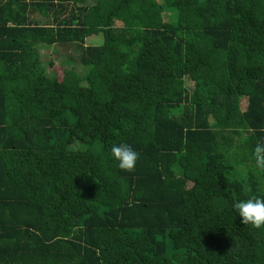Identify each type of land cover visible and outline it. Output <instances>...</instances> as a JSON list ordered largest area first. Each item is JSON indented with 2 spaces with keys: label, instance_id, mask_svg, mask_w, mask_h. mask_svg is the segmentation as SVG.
Returning <instances> with one entry per match:
<instances>
[{
  "label": "trees",
  "instance_id": "obj_1",
  "mask_svg": "<svg viewBox=\"0 0 264 264\" xmlns=\"http://www.w3.org/2000/svg\"><path fill=\"white\" fill-rule=\"evenodd\" d=\"M257 143L264 0H0V264H264Z\"/></svg>",
  "mask_w": 264,
  "mask_h": 264
},
{
  "label": "clouds",
  "instance_id": "obj_2",
  "mask_svg": "<svg viewBox=\"0 0 264 264\" xmlns=\"http://www.w3.org/2000/svg\"><path fill=\"white\" fill-rule=\"evenodd\" d=\"M111 155L118 163V167L126 172L135 170L139 154L127 143L113 145ZM256 169L264 172V143H257L253 153ZM234 209L244 225L255 229H264V198L251 196L246 200L235 202Z\"/></svg>",
  "mask_w": 264,
  "mask_h": 264
},
{
  "label": "rangeland",
  "instance_id": "obj_3",
  "mask_svg": "<svg viewBox=\"0 0 264 264\" xmlns=\"http://www.w3.org/2000/svg\"><path fill=\"white\" fill-rule=\"evenodd\" d=\"M114 24L119 25V23H114ZM165 28L171 33H173L172 29L169 28L167 25L165 26ZM100 42H101L100 34L99 33L92 34L90 32L89 35L87 34V36L84 39V46L97 45ZM78 54H79V49L72 48L71 46L62 47L61 45H52L50 47H44L41 49L42 59L47 61L48 60L52 61V63L49 66L45 64V71L47 73L53 72L58 76L60 73V69L62 67L71 68L80 77V84L83 86H87L92 81L93 70L87 69L86 65L78 62ZM64 57L69 58L70 62H64L62 60V58ZM98 67L100 66L97 65L96 68L98 69ZM184 84L188 90L192 89L193 85L187 78H184Z\"/></svg>",
  "mask_w": 264,
  "mask_h": 264
},
{
  "label": "crops",
  "instance_id": "obj_4",
  "mask_svg": "<svg viewBox=\"0 0 264 264\" xmlns=\"http://www.w3.org/2000/svg\"><path fill=\"white\" fill-rule=\"evenodd\" d=\"M100 44V43H99ZM99 44H97V45H99Z\"/></svg>",
  "mask_w": 264,
  "mask_h": 264
}]
</instances>
